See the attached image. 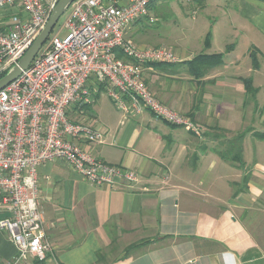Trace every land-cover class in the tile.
<instances>
[{"label":"crops","instance_id":"obj_1","mask_svg":"<svg viewBox=\"0 0 264 264\" xmlns=\"http://www.w3.org/2000/svg\"><path fill=\"white\" fill-rule=\"evenodd\" d=\"M225 5L236 14L231 30L246 15L264 30V2ZM142 23L128 35L137 37ZM213 32L199 53H221L219 65L195 75L188 61L199 53L183 49L181 62L146 71L152 93L199 132L148 111L125 114L101 102L106 90L90 84L95 102L89 108L104 138L85 149L136 172L138 180L95 184L63 161L42 165V209L53 251L46 260L28 256L19 264H264V51L256 43L245 55L236 42L216 48ZM239 133L241 159L234 160ZM17 255L0 231V264Z\"/></svg>","mask_w":264,"mask_h":264},{"label":"built area","instance_id":"obj_2","mask_svg":"<svg viewBox=\"0 0 264 264\" xmlns=\"http://www.w3.org/2000/svg\"><path fill=\"white\" fill-rule=\"evenodd\" d=\"M154 0H74L57 33L30 66L0 90V231L18 255L46 260L48 240L39 168L63 161L95 184L138 180L136 172L98 158L85 145L103 142L104 132L89 106L92 84H104L125 114L148 111L199 132L190 119L160 101L146 82L154 63L183 59L163 46L138 44L128 30L155 17ZM59 0H0V78L11 71L47 24ZM121 51L126 59L117 56Z\"/></svg>","mask_w":264,"mask_h":264},{"label":"rangeland","instance_id":"obj_3","mask_svg":"<svg viewBox=\"0 0 264 264\" xmlns=\"http://www.w3.org/2000/svg\"><path fill=\"white\" fill-rule=\"evenodd\" d=\"M205 1L154 0L150 13L155 17V21L150 22L148 18H143L142 25L138 26L139 33L136 34L137 37L132 34L131 37L140 45L167 47L180 56V51L183 49H188V53H199L200 49L203 48L206 33L208 30L213 32L211 27L214 25L215 31L213 33L215 34L216 48L224 43L236 42L238 54L245 55L251 44L256 43L264 51V30L262 26L252 21L250 16L246 15L244 18H239V24L237 25L239 29L231 30L230 23L231 20L235 19L236 14L231 13L229 9H224V7H227L225 4H237V0H211L208 3H205ZM68 12L69 8L59 18L48 40L57 33H63L64 21ZM227 24L229 25L226 26ZM259 61L263 64L262 69H264V54L260 53ZM145 76L147 82V73ZM88 84H92L91 81H88ZM104 100L114 104L105 92L100 95V101ZM98 102L99 99L96 103L98 104ZM93 105L94 103L89 107L92 108ZM163 121L171 124L165 120ZM217 133L226 134L223 131Z\"/></svg>","mask_w":264,"mask_h":264},{"label":"water","instance_id":"obj_4","mask_svg":"<svg viewBox=\"0 0 264 264\" xmlns=\"http://www.w3.org/2000/svg\"><path fill=\"white\" fill-rule=\"evenodd\" d=\"M73 1L74 0H59L44 29L30 46V48L26 51L24 56L20 59L18 64L15 65L11 71L0 78V90L18 78L23 70H26L30 66L33 59L48 40V37L50 36L53 28L56 26L59 18L66 12Z\"/></svg>","mask_w":264,"mask_h":264},{"label":"trees","instance_id":"obj_5","mask_svg":"<svg viewBox=\"0 0 264 264\" xmlns=\"http://www.w3.org/2000/svg\"><path fill=\"white\" fill-rule=\"evenodd\" d=\"M260 1L264 2V0H260ZM210 38H211V36H210V34H208L206 42L207 41L209 42ZM117 56L122 58V59H126L125 55L121 51H117ZM253 56H254L253 57L254 58V66H256L257 59H256L255 53L253 54ZM222 57H223V55L221 53L207 54L205 52H201V53L197 54L194 58H192V60L188 61V63L191 64L192 73H195V75H198L199 73H201V71L207 69V67L211 68L213 66L219 65L220 62L222 61ZM211 63L213 65H211ZM162 64H164V63H154L152 65L153 66H157V65H162ZM245 84H246V88H247L248 92L253 94L255 92V89H254L251 81L246 79L245 80ZM96 85L98 87H100V88L105 89L104 84L96 83ZM242 138H243V133H239L237 135L236 139H234V141L232 142L233 143V148L235 150V152H234L235 153L234 154V160L235 159L237 160V157L239 159H241Z\"/></svg>","mask_w":264,"mask_h":264}]
</instances>
